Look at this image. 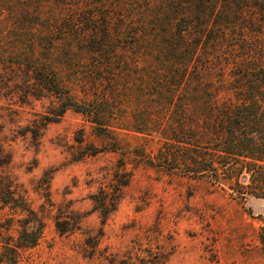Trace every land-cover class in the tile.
<instances>
[{"label": "trees", "instance_id": "obj_1", "mask_svg": "<svg viewBox=\"0 0 264 264\" xmlns=\"http://www.w3.org/2000/svg\"><path fill=\"white\" fill-rule=\"evenodd\" d=\"M0 69L22 96L55 99L37 128L72 109L112 150L121 134L156 138L145 163L264 199V0H0ZM122 173L94 196L103 219ZM43 228L0 175V264H20Z\"/></svg>", "mask_w": 264, "mask_h": 264}, {"label": "rangeland", "instance_id": "obj_2", "mask_svg": "<svg viewBox=\"0 0 264 264\" xmlns=\"http://www.w3.org/2000/svg\"><path fill=\"white\" fill-rule=\"evenodd\" d=\"M18 80L0 69V175L22 186L44 222L20 264H264V199L145 163L141 146L155 153L156 138L121 134L123 149L112 150L72 109L37 128L56 101L22 96ZM122 172L129 182L103 219L94 196Z\"/></svg>", "mask_w": 264, "mask_h": 264}]
</instances>
